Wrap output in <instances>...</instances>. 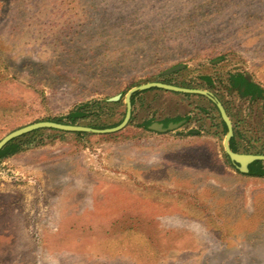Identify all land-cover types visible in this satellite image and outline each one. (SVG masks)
Segmentation results:
<instances>
[{"label": "rangeland", "instance_id": "374dc122", "mask_svg": "<svg viewBox=\"0 0 264 264\" xmlns=\"http://www.w3.org/2000/svg\"><path fill=\"white\" fill-rule=\"evenodd\" d=\"M236 74L264 89V0H0V141L170 75L259 151L264 99L232 90ZM133 116L115 134L45 130L0 161V264H264V179L228 160L215 104L153 91Z\"/></svg>", "mask_w": 264, "mask_h": 264}, {"label": "trees", "instance_id": "16d2710c", "mask_svg": "<svg viewBox=\"0 0 264 264\" xmlns=\"http://www.w3.org/2000/svg\"><path fill=\"white\" fill-rule=\"evenodd\" d=\"M165 80L163 83L165 84H172L171 81V76L170 75H164L163 76ZM209 82L211 83L210 79ZM230 84H231V89L238 91L243 98L245 97H250L251 100L255 101L258 99H264V89L257 83L253 82L250 80L249 77H247L244 74H236L232 75L230 77ZM153 91H160V92H165L164 90L160 89H151L148 91L144 92H138L136 93L133 98H132V103H133V115L135 111V107L137 105V101L140 97H142L144 94L153 92ZM127 94V91L122 94V98L117 101V102H111L109 99L105 100H94V101H89V102H84L77 107H75L73 110H71L67 115L57 118L54 120L56 123H61V124H69V125H79V126H85V127H90L94 129H110L119 126L125 119L126 111H124L121 114V118L118 121V123L114 125H106L103 124L101 119V115L105 113V111L108 110H114L119 106L123 105V99L125 95ZM224 106L226 107L225 103L223 102ZM216 106V105H215ZM218 110V108L216 107ZM228 114L230 115L228 109L226 108ZM219 112V110H218ZM220 114V112H219ZM134 118V116H133ZM133 118L131 122L133 121ZM221 123L222 127L224 129L225 134L228 133V128L223 119L221 118ZM186 120L187 122L189 121L188 118L182 119V118H177V119H168L165 120L164 125L165 127H169L170 124H178L179 122ZM154 124V120H148L146 121L142 127L144 129L152 131L150 127ZM235 130V135L231 140V147L234 152L237 153H245V154H255V155H264V146L260 148L259 151H253L250 146L246 148H241L238 139H244L245 136L243 135L242 132L238 131V126L235 124L234 127ZM43 131L45 130H39L36 132H33L31 134H27L23 137H20L18 139H15L11 143H9L1 152H0V161L14 157L28 148H30L32 145H35L37 142V137L42 135ZM49 132H53L56 135H62L64 136L66 133L56 131V130H47ZM76 135L77 137H87L89 134L87 133H72ZM188 136H200L199 131H191L187 134ZM228 160L230 161L229 157L227 156ZM231 162V161H230ZM232 163V162H231ZM233 164V163H232ZM235 167V166H234ZM236 168V167H235ZM237 169V168H236ZM238 173H241L237 169ZM242 174V173H241ZM244 176L255 178V179H264V162L258 161L255 162L250 166V173L249 174H243Z\"/></svg>", "mask_w": 264, "mask_h": 264}, {"label": "water", "instance_id": "95a60500", "mask_svg": "<svg viewBox=\"0 0 264 264\" xmlns=\"http://www.w3.org/2000/svg\"><path fill=\"white\" fill-rule=\"evenodd\" d=\"M183 67H179L176 70H179ZM151 89H160L167 92L179 93V94H186V95H200L204 96L209 99L213 104L216 105L218 108L221 118L225 122L228 128V133L225 138L224 148L227 156L229 157L230 161L233 165L242 173V174H249L250 173V166L255 162L262 161L264 162V155H255V154H243L234 152L231 147V140L235 135L234 124L224 106V104L211 92L203 91V90H196V89H187L178 87L171 84H165L162 82H152L148 84H144L138 87L132 88L125 96V104H126V115L124 121L117 127L99 130L85 126L79 125H69V124H61L52 121L47 122H39L36 124H32L16 130L5 138L0 141V152L12 141L23 137L27 134H31L33 132L39 130H56L64 133H91V134H115L123 131L127 128L133 118V103L132 98L138 92H144ZM121 99L120 96L111 99L112 102H117ZM184 122L178 124H171L168 128H164L161 124H154L150 127L151 130L156 132H167L171 131L174 128H178L183 125Z\"/></svg>", "mask_w": 264, "mask_h": 264}, {"label": "crops", "instance_id": "0c3cea01", "mask_svg": "<svg viewBox=\"0 0 264 264\" xmlns=\"http://www.w3.org/2000/svg\"><path fill=\"white\" fill-rule=\"evenodd\" d=\"M252 81H253V80H252ZM253 82H254V81H253ZM255 83H256V82H255ZM149 93H151V92H149ZM146 94H147V93H146ZM144 95H145V94H144ZM244 99H245V100H248V99L251 100L250 97H245ZM229 116H230V115H229ZM230 118H231V120L233 121V118H232L231 116H230ZM166 120H168V119H166ZM164 122H165V120H154V124H161V125H163L164 128H168V127H165ZM181 122H184V123H185V122H187V121H186V120H183V121H181ZM181 122H180V123H181ZM184 123H183V124H184ZM233 123H234V126H235L236 123H235L234 121H233ZM154 124H153V125H154ZM172 124H173V123H172ZM153 125H152V126H153ZM170 125H171V124H170ZM170 125H169V126H170ZM152 131H153V130H152ZM155 132H156V131H155ZM156 133H158V134H162V133H165V132H156Z\"/></svg>", "mask_w": 264, "mask_h": 264}, {"label": "flooded vegetation", "instance_id": "af4514ba", "mask_svg": "<svg viewBox=\"0 0 264 264\" xmlns=\"http://www.w3.org/2000/svg\"><path fill=\"white\" fill-rule=\"evenodd\" d=\"M251 80V79H250ZM261 99V98H260Z\"/></svg>", "mask_w": 264, "mask_h": 264}]
</instances>
